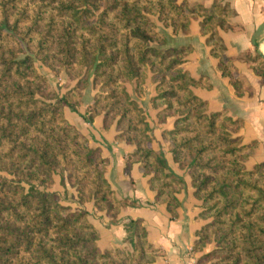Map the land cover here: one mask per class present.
Returning <instances> with one entry per match:
<instances>
[{
  "label": "trees",
  "instance_id": "1",
  "mask_svg": "<svg viewBox=\"0 0 264 264\" xmlns=\"http://www.w3.org/2000/svg\"><path fill=\"white\" fill-rule=\"evenodd\" d=\"M204 12L211 53L240 93L230 59L219 53L217 27L225 28L228 17L220 0L209 10L176 0H0V264L154 262L159 252L141 220L124 224L130 253L101 252L86 212L72 211L59 194L47 191L59 175L61 185L76 190L79 204L92 202L111 223L121 208L135 204L116 198L104 178L106 160L64 117L65 108L78 112L82 92L91 86L97 92L85 121L102 115L105 128L115 122L117 140L135 146L124 171L139 163L156 192L154 202L174 215L175 194L185 183L152 149L150 126L126 89L134 83L141 93L148 74L158 90L150 101L159 123L175 117L162 138L190 177L201 202L199 217L209 220L196 232L192 250L211 242L215 248L197 264H264V164L245 168L254 144L238 145L231 136L238 122L224 112L206 113V103L191 91L201 82L181 68L191 48L170 45L157 26L186 34L190 19ZM256 62L264 63L261 56ZM41 66L74 86L54 92ZM253 69L264 84V69Z\"/></svg>",
  "mask_w": 264,
  "mask_h": 264
},
{
  "label": "crops",
  "instance_id": "2",
  "mask_svg": "<svg viewBox=\"0 0 264 264\" xmlns=\"http://www.w3.org/2000/svg\"><path fill=\"white\" fill-rule=\"evenodd\" d=\"M215 1L176 0L187 8L198 6L205 10H209ZM220 4L227 9L228 17L225 28L217 27L216 34L223 43L219 53L225 59H230L234 68L232 76L240 85V93L235 92L229 78L222 75L218 67L219 58L211 53V31L203 26V20L209 13L204 12L191 18L186 34L173 35L170 28H164L160 23L157 26L170 39V45L191 48L181 65L189 77L201 82L192 86L191 91L206 103L207 114L224 112L231 120L238 122V126L231 129V136L237 140L238 145L254 144L244 163L247 170H252L264 164V84L261 76L253 69H264V63L258 65L256 62L257 56H261L264 61V0H220ZM142 87L141 93L134 91V83L127 84L126 89L142 108L150 126L151 147L163 154L168 170L185 183V188L175 194L179 204L174 215L171 216L164 204L154 202L156 192L149 187V176L141 172L139 163H133L128 172L124 171L126 158L133 154L135 146L117 140L115 122L105 128L102 115H97L91 123L85 121L86 109L97 92L91 86L83 90L78 112L65 108L64 117L86 138L89 147L97 150L101 158L106 160L104 178L116 198L135 204L121 208L116 222L111 223L105 211L96 209L92 202L79 204L76 190L61 185L59 175H53V184L47 191L59 194L61 204L70 207L72 211L86 212L87 220L98 233L97 247L101 252L119 250L130 253L131 245L124 224L129 220H141L147 231L148 242L159 252L151 264H197L201 256L215 248L211 242L201 251L192 250L197 239L196 232L209 220L199 217L201 202L194 196L190 177L186 170L179 169L173 161L169 144L162 138L163 132L173 129L175 117H167L159 123L158 109L153 108L150 101L158 94V90L150 74Z\"/></svg>",
  "mask_w": 264,
  "mask_h": 264
},
{
  "label": "rangeland",
  "instance_id": "3",
  "mask_svg": "<svg viewBox=\"0 0 264 264\" xmlns=\"http://www.w3.org/2000/svg\"><path fill=\"white\" fill-rule=\"evenodd\" d=\"M38 66V63H37ZM39 71L47 78L49 84H50V88L51 90H53L54 92H58V93H63L65 91H67L69 89V87L71 86V83L73 81L66 79L64 76V78L60 75H54L53 73H51L47 68L45 67H39L38 68ZM53 184V183H52ZM51 185L48 186V188H50Z\"/></svg>",
  "mask_w": 264,
  "mask_h": 264
}]
</instances>
